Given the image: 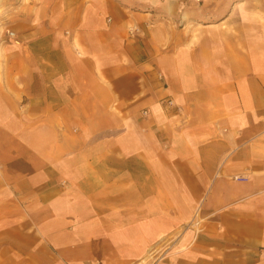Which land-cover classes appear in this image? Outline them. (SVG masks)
Masks as SVG:
<instances>
[{
  "label": "crops",
  "instance_id": "obj_1",
  "mask_svg": "<svg viewBox=\"0 0 264 264\" xmlns=\"http://www.w3.org/2000/svg\"><path fill=\"white\" fill-rule=\"evenodd\" d=\"M7 1L0 264H264V0Z\"/></svg>",
  "mask_w": 264,
  "mask_h": 264
},
{
  "label": "rangeland",
  "instance_id": "obj_2",
  "mask_svg": "<svg viewBox=\"0 0 264 264\" xmlns=\"http://www.w3.org/2000/svg\"><path fill=\"white\" fill-rule=\"evenodd\" d=\"M27 1V0H26ZM2 0H0V4H1ZM28 2V1H27ZM11 3V7L7 6V9L8 12H12L14 8V5L15 3H21V1L19 0H16V1H13V0H10V1H7V4ZM24 4V3H23ZM4 11H2V9H0V26H2L3 24V20H2V14H3ZM8 21V19H6ZM9 31V32H13L9 29H2V31L0 30V43L3 42V41H15L16 40V37L12 38V37H8V35L6 34V32Z\"/></svg>",
  "mask_w": 264,
  "mask_h": 264
},
{
  "label": "built area",
  "instance_id": "obj_3",
  "mask_svg": "<svg viewBox=\"0 0 264 264\" xmlns=\"http://www.w3.org/2000/svg\"><path fill=\"white\" fill-rule=\"evenodd\" d=\"M6 34L8 35V37H12V38L15 37V34L13 32L7 31ZM166 103H167V105H172V101L171 100H168ZM234 180L244 182V181L247 180V178L246 177H238V176H235L234 177Z\"/></svg>",
  "mask_w": 264,
  "mask_h": 264
}]
</instances>
